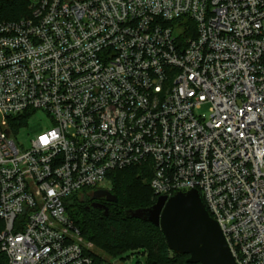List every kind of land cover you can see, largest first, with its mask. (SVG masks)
<instances>
[{"label": "built area", "instance_id": "built-area-1", "mask_svg": "<svg viewBox=\"0 0 264 264\" xmlns=\"http://www.w3.org/2000/svg\"><path fill=\"white\" fill-rule=\"evenodd\" d=\"M21 1L0 21V264H113L67 199L141 165L157 198L198 192L236 264H264V0ZM39 111L53 127L23 149Z\"/></svg>", "mask_w": 264, "mask_h": 264}, {"label": "trees", "instance_id": "trees-1", "mask_svg": "<svg viewBox=\"0 0 264 264\" xmlns=\"http://www.w3.org/2000/svg\"><path fill=\"white\" fill-rule=\"evenodd\" d=\"M26 14V4L21 0H0V21H16ZM150 171L143 165L116 170L109 174L117 202L107 207V216L102 211L79 201L73 195L67 199L66 212L80 232V237L106 252L112 259L126 251L141 254L145 264H187V256L171 253L161 231L152 224L127 219L129 211L146 209L155 204L157 197L150 186ZM86 197L85 199H88ZM91 254L99 260H109Z\"/></svg>", "mask_w": 264, "mask_h": 264}, {"label": "water", "instance_id": "water-1", "mask_svg": "<svg viewBox=\"0 0 264 264\" xmlns=\"http://www.w3.org/2000/svg\"><path fill=\"white\" fill-rule=\"evenodd\" d=\"M101 198L116 203L117 198L108 190L92 193L90 200ZM91 208H107L92 204ZM127 219L152 224L163 234L168 250L177 256H187V264H236L218 224L210 217L196 190L178 193L171 198L158 197L146 209L129 211Z\"/></svg>", "mask_w": 264, "mask_h": 264}, {"label": "rangeland", "instance_id": "rangeland-1", "mask_svg": "<svg viewBox=\"0 0 264 264\" xmlns=\"http://www.w3.org/2000/svg\"><path fill=\"white\" fill-rule=\"evenodd\" d=\"M210 104H202L199 106V108L196 110V114L208 118L210 114ZM53 127V123L44 112L39 111L35 114H32L26 125L21 127L16 132V141L17 143L23 148V149H29L31 141L37 136L38 134L45 132L46 130ZM150 171L149 167L146 165H143ZM151 174V172H150ZM105 187L110 191L112 189L111 180L108 181L105 185ZM92 194H88L86 191L85 193L79 195L77 198L79 201L87 200L86 197H90ZM86 204V203H85ZM78 242L83 245L84 247L88 248L89 251L94 252L96 255L101 256L102 258L109 259V255L104 252L103 250L96 247L94 244L90 242H86L81 237L78 239ZM113 264H145V258L141 254L133 253L131 251H126L114 258H112L111 261Z\"/></svg>", "mask_w": 264, "mask_h": 264}, {"label": "flooded vegetation", "instance_id": "flooded-vegetation-1", "mask_svg": "<svg viewBox=\"0 0 264 264\" xmlns=\"http://www.w3.org/2000/svg\"><path fill=\"white\" fill-rule=\"evenodd\" d=\"M91 197V196H90ZM90 197L87 199V202H86V204H88L90 207H91V205L94 203V204H98V205H101V206H104V207H108V205H111V204H113V203H109V202H107L106 200H105V198H101V199H98V200H95V201H91L90 200ZM95 209H98V208H95ZM99 211H102L103 212V210H101V209H98Z\"/></svg>", "mask_w": 264, "mask_h": 264}]
</instances>
